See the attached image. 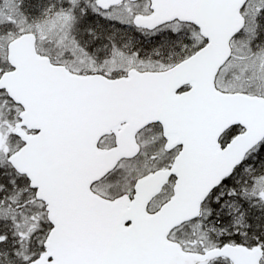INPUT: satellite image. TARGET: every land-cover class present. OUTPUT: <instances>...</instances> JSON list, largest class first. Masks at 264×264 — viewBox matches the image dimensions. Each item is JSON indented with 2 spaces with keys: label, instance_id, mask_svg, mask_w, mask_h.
<instances>
[{
  "label": "snow or ice",
  "instance_id": "obj_1",
  "mask_svg": "<svg viewBox=\"0 0 264 264\" xmlns=\"http://www.w3.org/2000/svg\"><path fill=\"white\" fill-rule=\"evenodd\" d=\"M0 264H264V0H0Z\"/></svg>",
  "mask_w": 264,
  "mask_h": 264
}]
</instances>
